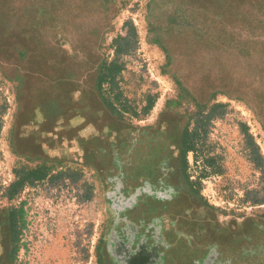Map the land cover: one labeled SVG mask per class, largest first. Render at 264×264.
I'll list each match as a JSON object with an SVG mask.
<instances>
[{"label":"rangeland","instance_id":"obj_1","mask_svg":"<svg viewBox=\"0 0 264 264\" xmlns=\"http://www.w3.org/2000/svg\"><path fill=\"white\" fill-rule=\"evenodd\" d=\"M58 1L62 8L57 10L63 15L64 0H0V34L20 33L23 18L27 24L35 15L26 10L24 15L20 8L49 9ZM105 1L117 13L98 43L95 40L104 60L102 99L118 118L137 127L155 125L166 111L188 117L184 167L200 197L224 218L263 214L264 126L256 111L240 96L207 88L199 95L192 91L186 84L185 57L177 55L169 65L162 48L148 39L153 0ZM199 3L208 11L203 20L208 34L201 41L208 51L235 46V37L254 39L264 27L261 0ZM21 44L12 48L16 55L24 50ZM1 61L0 210L12 217L10 264H106L103 246L112 222L106 183L92 165L18 153L14 132L22 81L16 78L14 65ZM34 173L42 178H31L10 197L11 186Z\"/></svg>","mask_w":264,"mask_h":264},{"label":"flooded vegetation","instance_id":"obj_2","mask_svg":"<svg viewBox=\"0 0 264 264\" xmlns=\"http://www.w3.org/2000/svg\"><path fill=\"white\" fill-rule=\"evenodd\" d=\"M105 2L64 0L63 15L57 10L62 8L59 1L49 9L20 8L24 15L25 10L35 15L27 24L23 18L20 33L12 37L0 34L5 38L0 41V58L15 66L16 78L22 81L21 110L14 132L18 153L45 161L92 165L97 170L109 166L110 149L122 157L128 156L129 150V155L133 152L132 179L157 182L165 169L167 182L177 193L172 210L184 217L181 230H195L196 250L178 251L180 264H197L199 259L200 264H264V213L224 218L190 181L184 167L188 118L166 111L155 125L137 127L118 118L102 99L99 79L104 60L97 43L117 13ZM199 2L151 3L148 39L162 48L169 65L176 62L177 55L186 59L209 48L201 45L208 34L203 24L208 11ZM29 36L36 40L29 41ZM16 43H22L20 55L12 50ZM149 133L158 138L152 150H147L144 141L132 149L133 138L143 140ZM12 233L10 213L0 210V264H10Z\"/></svg>","mask_w":264,"mask_h":264},{"label":"water","instance_id":"obj_3","mask_svg":"<svg viewBox=\"0 0 264 264\" xmlns=\"http://www.w3.org/2000/svg\"><path fill=\"white\" fill-rule=\"evenodd\" d=\"M234 42L233 47L223 45L217 51L189 55L185 59L186 84L197 95L207 88L242 97L264 126V27L256 31L254 39L235 37ZM143 136V140L133 138L132 149L140 141L147 143L148 151L157 144L158 138L150 133ZM110 152L109 166L97 169L107 185L112 214L104 247L107 264H180L176 253L183 248L195 252L197 239L195 230H181V215L172 210L177 193L167 182L168 173L164 169L157 182H135L133 152L129 155L128 150L125 157L114 149Z\"/></svg>","mask_w":264,"mask_h":264},{"label":"trees","instance_id":"obj_4","mask_svg":"<svg viewBox=\"0 0 264 264\" xmlns=\"http://www.w3.org/2000/svg\"><path fill=\"white\" fill-rule=\"evenodd\" d=\"M202 52H205V50L202 51ZM110 72L113 74V69ZM101 83H102V80H101V76H100V79H99V87L101 86ZM183 89H184V91L186 90L185 88H183ZM188 122H189V118H188ZM31 178L39 179V178H42V175H39L37 173H34V174H30L29 177L28 176L27 177L25 176V177L19 179L18 181H16L11 186V188H10V193H9L10 197H12L23 185H25L26 183H28ZM11 220H12V217H11Z\"/></svg>","mask_w":264,"mask_h":264}]
</instances>
